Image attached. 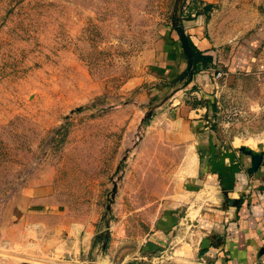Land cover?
<instances>
[{
    "label": "rangeland",
    "instance_id": "1",
    "mask_svg": "<svg viewBox=\"0 0 264 264\" xmlns=\"http://www.w3.org/2000/svg\"><path fill=\"white\" fill-rule=\"evenodd\" d=\"M198 14L226 56L264 0H0V264H203L170 123Z\"/></svg>",
    "mask_w": 264,
    "mask_h": 264
},
{
    "label": "crops",
    "instance_id": "2",
    "mask_svg": "<svg viewBox=\"0 0 264 264\" xmlns=\"http://www.w3.org/2000/svg\"><path fill=\"white\" fill-rule=\"evenodd\" d=\"M203 22L204 16L198 14L183 27L200 54L211 59L196 63L189 78L192 84L179 90L182 103L171 109L178 117L171 119V135L183 150L175 173L184 193L201 195L190 212L196 210L194 217L185 220L188 209L183 219L195 235L194 255L203 264H254L264 247V20L239 38L226 56L200 34ZM210 69L220 71L222 77L212 81ZM188 93L195 95L193 103L186 100ZM224 97L227 103L221 106ZM229 107L246 119L231 124L232 136L225 146L218 131L224 124L219 114ZM210 139L217 152L236 149L239 141L238 147L248 144L244 146L262 153L260 166L248 175L249 156L236 152L243 170L228 194L238 200L235 206L224 200L216 176L208 171ZM201 155L207 156L204 165Z\"/></svg>",
    "mask_w": 264,
    "mask_h": 264
},
{
    "label": "water",
    "instance_id": "3",
    "mask_svg": "<svg viewBox=\"0 0 264 264\" xmlns=\"http://www.w3.org/2000/svg\"><path fill=\"white\" fill-rule=\"evenodd\" d=\"M176 32L178 33L183 52L186 56V67L175 79L174 82L182 80L186 76L189 78L192 77L195 70V55L191 49L188 38L186 36L184 27L180 22V18L176 17L173 21ZM151 114V111H148L145 115L147 118ZM210 154L208 160V171L212 175L216 176L218 181V187L223 195L224 200L230 205L235 206L238 202L236 198H231L228 196L230 192L234 189V184L236 181V174L240 173L243 170V164L241 158L236 152H240L243 155L249 156V166L245 168V172L248 175H252L261 164L262 153L253 149H250L244 145L239 146L236 149H223L217 152L216 147L214 146L212 140L209 141ZM116 190V186L113 187V192ZM108 238V231L103 239V244L105 245ZM263 251V249H261ZM31 264V263H27Z\"/></svg>",
    "mask_w": 264,
    "mask_h": 264
},
{
    "label": "trees",
    "instance_id": "4",
    "mask_svg": "<svg viewBox=\"0 0 264 264\" xmlns=\"http://www.w3.org/2000/svg\"><path fill=\"white\" fill-rule=\"evenodd\" d=\"M188 42H189L191 49L194 52L196 63L211 59V56H209V55L204 56V55L200 54V52L195 48V46L192 44V42L189 40V38H188Z\"/></svg>",
    "mask_w": 264,
    "mask_h": 264
},
{
    "label": "built area",
    "instance_id": "5",
    "mask_svg": "<svg viewBox=\"0 0 264 264\" xmlns=\"http://www.w3.org/2000/svg\"><path fill=\"white\" fill-rule=\"evenodd\" d=\"M222 75L220 71H216L214 77L218 78ZM263 251H260L259 256L254 264H264V247L262 248Z\"/></svg>",
    "mask_w": 264,
    "mask_h": 264
},
{
    "label": "bare ground",
    "instance_id": "6",
    "mask_svg": "<svg viewBox=\"0 0 264 264\" xmlns=\"http://www.w3.org/2000/svg\"><path fill=\"white\" fill-rule=\"evenodd\" d=\"M236 148H238V146H237ZM250 149H253V150H254V148H253V147H251V146H250Z\"/></svg>",
    "mask_w": 264,
    "mask_h": 264
}]
</instances>
